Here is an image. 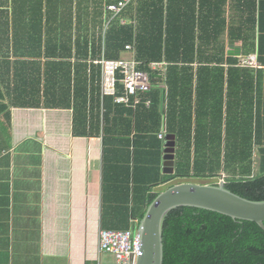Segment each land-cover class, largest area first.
I'll list each match as a JSON object with an SVG mask.
<instances>
[{
    "label": "crops",
    "instance_id": "crops-1",
    "mask_svg": "<svg viewBox=\"0 0 264 264\" xmlns=\"http://www.w3.org/2000/svg\"><path fill=\"white\" fill-rule=\"evenodd\" d=\"M117 1L0 0V264H114L103 256L110 255L99 252L98 233L114 229L118 219L124 221L125 208L132 205L135 170L139 185H144L148 168L133 167L134 140L142 135L140 148L145 147L151 122L145 109L151 106L149 93L154 88L159 92L161 158L166 135L175 136L177 153L178 138L169 131L170 121L176 123L180 117L178 111L174 116L169 112L168 68L174 62L162 60L164 65L152 68V62L162 61L137 59L134 40L118 59L145 64L150 89L138 93L135 106L101 93L100 61L110 59L108 30L115 23L133 30L138 26L140 0H128L114 15L105 6ZM213 2L203 0L201 10L207 12ZM194 13L201 26H211L215 18L205 19L197 5ZM223 18L225 57L237 64H224V82L205 87L197 86L199 63L191 64L192 166L196 156L201 160L192 171L204 173L192 175L207 177L205 184L234 174L240 177L243 168L236 160L230 171L212 175L214 169L201 167L196 139H207L206 153L221 158L224 136L240 142L247 125L254 136L255 124L264 133V0H224ZM249 55L256 56V66L240 65L241 58ZM211 70L208 81H213ZM177 100L179 96L174 97ZM196 123H217L218 128L199 131ZM212 136L218 137L215 151L208 144ZM253 140L250 149L237 151L251 156L250 176L259 172L261 155ZM228 144L225 141V149ZM160 172L166 175L162 164ZM161 186L165 185L154 190Z\"/></svg>",
    "mask_w": 264,
    "mask_h": 264
},
{
    "label": "trees",
    "instance_id": "trees-1",
    "mask_svg": "<svg viewBox=\"0 0 264 264\" xmlns=\"http://www.w3.org/2000/svg\"><path fill=\"white\" fill-rule=\"evenodd\" d=\"M139 4L137 6L138 26L136 30H133L132 26L118 23L108 30L106 36L107 57L118 59L125 50V46L128 43L133 44L135 40L137 59L146 63L162 60L175 63L168 68V85L171 95L169 112L171 116H174L178 111L180 117L176 123H173L174 120L170 121L169 131L177 136L178 148L174 173L162 176L160 172L161 142L157 139L159 127L157 117L159 99L157 96L159 92L154 88L149 93L152 101L151 106L147 109L144 108L146 117L151 119L148 125L149 134L145 139L147 142L144 141L145 147L140 148L142 135H136L133 152V167H146L149 171L145 172L144 185L140 186L135 170L132 205L125 208L124 221L122 219L114 221L111 226L114 229H129L134 225L130 223L127 215L136 220L143 216L146 206L157 195L154 188L158 184L163 183L166 187V185H172L171 180L177 177L204 174L195 170L190 173L191 167H198L199 160L198 155L193 162L195 165L192 166L190 141L191 64L199 63L197 68V86L199 85V87L203 84L205 87V84L211 82L214 84L223 83L224 64H237L235 59L225 57V45L222 41L226 26L225 18H223L224 0H214L213 4H209L212 7L207 12L201 10L203 0H140ZM196 5L200 8V14L204 13L205 19L210 15L215 16L214 21H210L211 26H206V24L201 26V20L196 21L194 13ZM229 36L233 37L231 31ZM212 37L213 42L211 41ZM207 51H209V56H206ZM140 68H145V64ZM209 68L210 70L212 68L213 81H208L206 77ZM201 74L205 76L204 79ZM152 82L156 84L155 80ZM175 96H179V102L178 100L174 101ZM154 115L157 117L155 121ZM208 126L207 123H196V130L198 128L199 131L206 130ZM262 127L264 129V125ZM213 128L214 131L218 128L217 123L209 126V129ZM260 129L261 125L255 124L253 136L251 126L247 125L244 138L240 142L238 139H236L237 141L229 139L228 151L224 155L225 167H231V162L239 160V167L243 168L241 172L243 171L244 174L240 177L235 174L230 175L225 179V187L251 200H264V133H260ZM217 138L212 136L208 143L214 151L215 147L218 148L216 146ZM252 138H254L253 143L260 147L261 155L259 172L250 176L251 156L237 155V151L250 149ZM196 143L195 153L202 154L201 167H211L214 170L210 173L215 175L221 167V158L219 156L211 158L206 153L209 151L207 139L199 137L196 139ZM129 157L128 160L131 159L130 155ZM134 205L138 207L136 211ZM163 244V264H264V230L256 222L237 220L218 212L196 207L182 206L169 213L164 223Z\"/></svg>",
    "mask_w": 264,
    "mask_h": 264
},
{
    "label": "water",
    "instance_id": "water-1",
    "mask_svg": "<svg viewBox=\"0 0 264 264\" xmlns=\"http://www.w3.org/2000/svg\"><path fill=\"white\" fill-rule=\"evenodd\" d=\"M175 136L166 135L162 157L163 172L175 171ZM196 207L227 215L233 219L256 222L264 230V200L242 197L225 187L224 182L196 184L181 182L157 193L138 220L142 254L136 264H163V229L169 213L178 207Z\"/></svg>",
    "mask_w": 264,
    "mask_h": 264
},
{
    "label": "built area",
    "instance_id": "built-area-1",
    "mask_svg": "<svg viewBox=\"0 0 264 264\" xmlns=\"http://www.w3.org/2000/svg\"><path fill=\"white\" fill-rule=\"evenodd\" d=\"M128 0H119L115 3H108L105 8L119 14L127 5ZM131 46H125L130 48ZM101 63V93L111 95L117 103L135 106L139 99V92H146L151 87L150 75L140 68V62L135 59H102ZM165 62H152V68L164 65ZM239 64L242 66L254 67L257 64L256 56L249 55L241 58ZM121 83L122 89L119 92L117 84ZM148 105V103H147ZM163 139L164 133H158ZM221 177L220 182H224ZM98 249L100 253L112 256L114 264H136L138 257L142 254L139 235L134 229H107L99 230ZM100 264V263H99Z\"/></svg>",
    "mask_w": 264,
    "mask_h": 264
},
{
    "label": "rangeland",
    "instance_id": "rangeland-1",
    "mask_svg": "<svg viewBox=\"0 0 264 264\" xmlns=\"http://www.w3.org/2000/svg\"><path fill=\"white\" fill-rule=\"evenodd\" d=\"M222 130H223V125H222ZM226 135V134H225ZM225 137V136H224ZM224 137L222 138V142H221V144H220V146H219V152L221 153V168H220V170L219 171H217L216 172V175H221L222 174V172L221 171H223V172H227V171H230V169H229V167H225L224 166V154H225V152L227 153V151H228V149L226 148L225 149V141L226 142H228L229 143V140H228V138H226L225 140H224ZM192 172V167H191V169H190V173ZM184 181H188V182H192V183H196V184H205L206 182H208V178L207 177H203V176H201V177H197V176H193L192 174L191 175H189V176H186V177H177V178H175V179H173L172 181H171V184L173 185V184H176V183H181V182H184ZM168 186L166 185V187L165 186H161V187H158L157 189H156V191H157V193H159V192H161V191H163L165 188H167ZM134 208H135V211L138 209V207L137 206H135L134 205ZM134 227H135V230H136V228H137V225L135 224V225H133ZM104 257H105V260H107L108 262H115V260H114V258L111 256H105V255H103Z\"/></svg>",
    "mask_w": 264,
    "mask_h": 264
},
{
    "label": "flooded vegetation",
    "instance_id": "flooded-vegetation-1",
    "mask_svg": "<svg viewBox=\"0 0 264 264\" xmlns=\"http://www.w3.org/2000/svg\"><path fill=\"white\" fill-rule=\"evenodd\" d=\"M175 156H176V154H175Z\"/></svg>",
    "mask_w": 264,
    "mask_h": 264
}]
</instances>
